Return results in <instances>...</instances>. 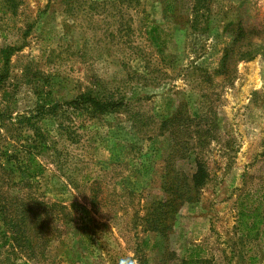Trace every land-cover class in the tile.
Returning <instances> with one entry per match:
<instances>
[{
	"label": "rangeland",
	"instance_id": "374dc122",
	"mask_svg": "<svg viewBox=\"0 0 264 264\" xmlns=\"http://www.w3.org/2000/svg\"><path fill=\"white\" fill-rule=\"evenodd\" d=\"M82 95L120 107L92 119ZM184 178L159 244L147 221ZM5 198L62 210L25 242L0 209V264H264L237 231L239 203L264 211V0H0Z\"/></svg>",
	"mask_w": 264,
	"mask_h": 264
},
{
	"label": "trees",
	"instance_id": "16d2710c",
	"mask_svg": "<svg viewBox=\"0 0 264 264\" xmlns=\"http://www.w3.org/2000/svg\"><path fill=\"white\" fill-rule=\"evenodd\" d=\"M157 28L155 26L151 27L149 34V38L152 42H154L155 45H158V38L155 37L157 34ZM227 58V55L223 57V62H225ZM8 64V57L5 58V65ZM67 103H65L66 105ZM70 107H73L75 110H83L85 109L87 111V115H89L92 119L94 118L95 114L97 113H106L110 110H114L115 108L120 107V105L112 104L109 102H101L97 101L94 98H92L90 95H82L75 99L73 102L68 104ZM54 109V108H53ZM53 109L50 111L53 112ZM56 112H53L50 115H54ZM56 116V115H55ZM180 117L178 114H173L170 118L166 119L165 121H162L159 124V129L163 130V132L171 131L173 135V141L175 142L177 137V134L182 131L181 128L187 129L188 126L186 123H184L182 119H179ZM177 147L176 151L173 152V156L175 154H180V156L183 155V153L189 154V149L187 147H180L179 145H176ZM37 150V149H36ZM37 153H40L39 150H37ZM25 152L23 154V158L27 157V160L31 157V153L28 151L27 156H25ZM32 158V157H31ZM30 158V160H32ZM172 158V156H171ZM22 164L24 161H22ZM197 167L196 172L192 175L191 181L193 183L194 188H197L200 185V178L203 176V171ZM26 169V166L23 167ZM35 174V172H34ZM164 179L168 180V176L164 177ZM82 182H89V177L81 178ZM169 183L163 184V196L164 199L161 198L160 202L156 205V207L153 208V217L147 221V224H149V227H151L150 231H152L157 237L159 244H163V241L168 238V235L170 233L171 229V220L172 214H174L177 211V206L179 203L182 202V200L185 197V201H189L190 199H187L188 192L190 190V185L187 183V180L184 178L182 181V184L178 182L176 183L175 179H171L170 181H167ZM166 184L168 186H166ZM4 185V184H3ZM6 185H9L11 187V183L9 181L6 182ZM181 186L183 187L181 190ZM165 189V190H164ZM6 200L0 201V209L2 212V216L4 217L3 220L5 224L11 225L13 222H17V231L22 228V238L23 241L28 242L29 236L34 231L45 229L43 227L47 226L46 219L49 220V217L51 219V215L48 212L51 209L58 208L59 210H62V207H59L55 204H53L52 207H50L48 204H45L43 202H38L33 208L31 205H28L24 202L18 201V217H14V209L12 205V200L10 198H5ZM8 200V201H7ZM239 210H238V219H237V231L240 234L241 238H245L247 240L249 239H256V238H262L264 236V211H261V206L255 209V213L251 215L249 213V210L245 208V206L239 203ZM41 213H45L44 216H42ZM52 221V220H51ZM55 219L53 218V222ZM166 223L167 224V230L164 228H161V224ZM171 235V234H170ZM161 246V245H160ZM197 256L191 255L188 260H184V264H195V262H190L192 259H196Z\"/></svg>",
	"mask_w": 264,
	"mask_h": 264
}]
</instances>
